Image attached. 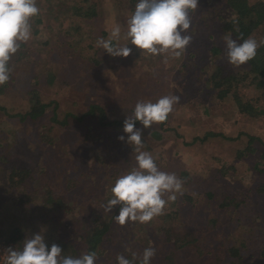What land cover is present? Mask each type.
Segmentation results:
<instances>
[{"label": "rangeland", "instance_id": "rangeland-1", "mask_svg": "<svg viewBox=\"0 0 264 264\" xmlns=\"http://www.w3.org/2000/svg\"><path fill=\"white\" fill-rule=\"evenodd\" d=\"M226 1L199 0L198 8L190 12L191 20L195 19L190 29L212 32L223 49L220 55L211 51V38L199 36L176 57L171 51L153 55L131 45L127 22L138 0H116L112 5L110 0H36L40 13L31 18V38L20 42L9 61V81L0 85V104L8 111L0 109V224L14 221L13 227L24 232V240L46 229L49 246L61 247L78 237L75 244L81 247L87 244L89 230L92 233L112 220V230L103 238L107 250L102 253L106 255L103 264H117L118 255L141 256L153 236L163 237L156 232L161 224L183 232L187 225L200 224L199 231H191L204 244L231 239L240 249V259L214 258L213 264H264V193L260 190L264 184V158L260 157L264 114L255 119L241 112L236 101L220 100L212 75L217 67H226L242 76L238 90L243 101L249 99L263 108L264 80L261 84L253 81L247 62L234 66L228 61L224 37L231 34L221 20ZM80 5L86 16L76 9ZM117 25L120 42L113 43L131 47L128 57H112L97 46L99 39H112L110 33ZM263 35L261 25L249 38L260 45ZM35 89L46 102L56 99L61 115L67 111L82 117L91 105H100L107 117L102 122V113L97 111L96 118L85 117L82 123L71 119L72 124L60 127L50 122L51 105L42 117H21L27 110L28 93ZM164 95H175L179 101L166 121L148 129L139 123L137 128L144 134L141 151L150 153L161 171L177 172L183 191L153 220L120 225L114 220L118 210L106 213L102 205L111 198L116 178L136 166L137 153L117 136L126 137L123 127L118 131L105 122L125 120L137 102H155ZM49 125H53L50 135L54 138H42L37 129ZM252 136L255 141L250 140ZM196 138L203 140L195 142ZM247 149L252 154L239 156ZM184 155L191 159L184 160ZM217 160L221 161L215 164ZM15 163L30 173L20 172L8 181L3 168ZM218 177L223 179L219 183ZM221 184L225 192L207 199L210 187ZM50 196L62 205L53 208ZM162 249L156 252V264L170 251L168 245Z\"/></svg>", "mask_w": 264, "mask_h": 264}, {"label": "clouds", "instance_id": "clouds-1", "mask_svg": "<svg viewBox=\"0 0 264 264\" xmlns=\"http://www.w3.org/2000/svg\"><path fill=\"white\" fill-rule=\"evenodd\" d=\"M199 0H138L135 10L127 22V37L131 45L157 55L171 51L176 57L189 45L191 36L188 30L192 25L190 12L198 8ZM40 9L36 0H0V85L9 81L11 68L9 61L17 52L20 42H27L32 35L31 18L37 16ZM121 29L115 26L111 40L99 39L97 46L102 47L112 57H128L132 48L113 43L119 40ZM227 57L230 64L240 66L252 60L260 46L253 38L242 42L231 36L224 37ZM142 52V54H143ZM179 97L164 95L155 102L152 100L136 103L131 114L127 115L120 136L133 147L136 166L116 178L112 185L111 198L102 205L106 213H114V220L120 225L128 221L147 223L162 215L169 201H175L177 193L183 191V181L175 173L161 171L153 156L143 147V130L137 128V122L143 129L153 123L168 119ZM167 195V199L164 197ZM46 229L27 237L20 247H8L0 255V264H95L97 254L82 253L78 257L64 255L57 244L49 246L45 238ZM156 255L153 247L144 249L141 264H151ZM117 264H133L124 255L117 256Z\"/></svg>", "mask_w": 264, "mask_h": 264}, {"label": "trees", "instance_id": "trees-1", "mask_svg": "<svg viewBox=\"0 0 264 264\" xmlns=\"http://www.w3.org/2000/svg\"><path fill=\"white\" fill-rule=\"evenodd\" d=\"M116 0H110V3L112 5L113 2ZM104 1L101 3L103 4ZM226 7V10L222 13L223 17H221L222 22L224 23V26L227 30L230 31L231 37L233 39L238 40V42H242L243 40L248 39L250 36H252V33L259 28L261 25L264 26V0H255V2H251V0H227L224 2ZM76 9H79L83 16H86V11H82V6L76 7ZM112 7L110 6L108 11L110 12ZM103 10V8L101 9ZM78 14V13H76ZM195 19L192 20V22ZM197 32L193 31L192 29H189L188 35L191 36V41H194L199 36L201 37H207L208 40H210V49L213 53L220 55L219 52H221L223 49L221 46L217 45L215 43V38H213L214 34L212 32L207 33L204 28L195 27ZM194 33V34H193ZM117 42H120L117 40ZM249 65V71L254 74L253 81L258 82L259 84L262 83V80H264V35L262 36V41L260 42V46L257 49L256 56L247 62ZM226 71H225V70ZM242 76H237V74L231 72L230 69L217 67L216 71L212 75V80L214 81V88L218 90V97L222 101H228V100H234L236 103H238V108L241 112L246 113L247 116L254 117L255 119L262 116L264 114V108L262 107L263 104H258L256 102H251V100H244L240 96L239 93V86H241ZM221 89L219 90V88ZM1 89V88H0ZM29 99L27 104V110L24 113H20L21 117L29 115L32 118L35 117H42L44 114H46V110L51 105L50 112V122L52 124H58L60 127L66 126L67 124L71 123V119H75L76 121H79L82 123L84 121L85 117L90 118H96L98 116L97 111H100L102 113V117L100 120L104 122L103 120L107 117V111L100 105L98 106H90L89 110L84 114L82 117H79L71 112H64V115H61L60 113V104L56 99H49L48 102L47 99L42 100L41 93L39 90L35 89L32 91H29L28 93ZM0 109H2L4 112H8L6 109V106L0 104ZM19 114V113H18ZM0 119H2V116H0ZM125 120H108L105 122L107 125H114V127L120 131L124 125ZM74 122V121H73ZM139 125V122H137V127ZM53 125H49L48 127H44L46 129L38 128L39 134H41L42 138L53 137L51 134V129ZM208 134H213L212 132H209ZM117 136H121V133H117ZM210 136V135H207ZM41 138V139H42ZM205 137L204 139H206ZM49 140V139H48ZM203 140V138H196L194 139L195 142H200ZM250 140L255 141L256 137L252 136L250 137ZM252 142V141H251ZM264 145V143H263ZM251 150L253 148H250ZM256 151L253 149L252 152ZM259 151L257 150L256 153ZM251 152L246 151L240 152L239 156H242L244 154L248 155ZM262 158H264V149L261 152ZM252 154V153H251ZM0 158H3V153L0 155ZM182 158L185 160L191 159L190 156L184 155ZM14 161V158H13ZM221 160H217L215 164L219 163ZM186 162V161H185ZM214 164V165H215ZM188 165V164H187ZM212 165L211 168L214 166ZM208 166V164H206ZM3 168V172L5 173L4 176L8 181H13V177L17 174L25 173L29 175L30 171L28 168L20 167V165H17V163L12 165V168ZM218 168V167H217ZM205 167H203V170ZM184 170V169H183ZM181 171L182 174L188 177L187 172L185 170ZM206 170V169H205ZM215 170V171H214ZM213 172H219V168L216 170L214 169ZM168 170L167 173H171ZM263 172V170H261ZM21 172V173H20ZM176 175L177 172L175 173ZM225 175V174H223ZM221 176V175H220ZM186 178V177H184ZM189 178V177H188ZM217 183L219 181H222L223 179L218 177L216 179ZM7 181V180H6ZM10 184V182H8ZM8 185V184H7ZM224 184L221 185H215L214 187H210L211 191L207 193V199L213 198L214 194L218 192H225L223 191ZM260 190L264 193V184L260 188ZM239 193V192H238ZM191 201L192 197H186L184 196V199H187ZM234 198L237 199V196L235 194ZM246 200V197L242 198V202ZM60 200H54L53 197L48 198V202L54 203L53 208L58 205H62ZM224 205V204H223ZM239 205V204H238ZM118 210L119 207L114 209V211ZM65 213V211H64ZM63 213V214H64ZM169 223H173L170 220ZM1 223V221H0ZM14 221H5L4 224H0V240L8 241L13 244L14 247H20L22 246V242L24 241V232L22 229H19V227L14 226ZM112 220H108L107 223H103L102 225L95 227L94 231L91 233L89 230L87 232L88 234V240L87 244L85 246V243H82L81 247L76 246V242L79 240L78 237H71L73 239H69L62 243V250L64 251V255H70L74 257H78L82 253L86 252H92L94 251L97 254V260L95 264H103L106 262V258L102 255V253L107 252L106 248L102 245L104 241V236L106 233L110 232L112 230ZM186 232H183L182 230H178L172 226L168 227L166 224H161L157 227V233H162V238L157 237L156 235L153 236L152 242L150 244V247L155 248L156 252H163V249L166 245L170 247V251L166 254H164V257H162V261L159 262L161 264H187L193 261V264H213L214 258H233V261L240 257V249L237 247L235 243L236 241H232L231 239H223L221 241H217L216 244L214 243H205L203 239L199 238V235H195L191 230L194 228V230H200V224L196 226L187 225ZM75 233V231H73ZM204 232V230H203ZM66 234V233H65ZM74 236V234H73ZM162 241V242H160ZM200 242V245L198 243ZM153 245V246H152ZM187 249V250H185ZM185 250V251H183ZM196 252V253H195ZM176 253H179L182 257V260H180L179 257H177ZM195 253V256L193 254ZM157 256L158 254L152 258L151 264H156L157 262ZM103 258V260H101ZM129 260H133V264H141L143 254L141 256H127ZM113 263V262H112ZM241 264V263H238Z\"/></svg>", "mask_w": 264, "mask_h": 264}, {"label": "built area", "instance_id": "built-area-1", "mask_svg": "<svg viewBox=\"0 0 264 264\" xmlns=\"http://www.w3.org/2000/svg\"><path fill=\"white\" fill-rule=\"evenodd\" d=\"M8 247L15 248L11 242L0 240V255H3Z\"/></svg>", "mask_w": 264, "mask_h": 264}]
</instances>
